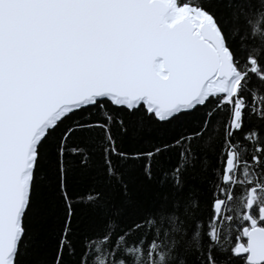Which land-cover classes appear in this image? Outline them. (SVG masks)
Wrapping results in <instances>:
<instances>
[{
	"label": "snow or ice",
	"instance_id": "1",
	"mask_svg": "<svg viewBox=\"0 0 264 264\" xmlns=\"http://www.w3.org/2000/svg\"><path fill=\"white\" fill-rule=\"evenodd\" d=\"M197 114L190 135L121 150L124 139ZM210 121L221 128L216 187L189 237L195 255L199 264H264V0H0V264H27L47 169L63 187L77 157L83 167L99 157L110 177L114 159L151 161L173 144L183 160ZM85 199L104 225L84 238L91 260L82 253L77 264H188L169 234L171 225L181 232L175 216L161 211L151 234L130 239L144 222L120 229L121 209L102 192ZM70 217L71 208L55 264L75 254Z\"/></svg>",
	"mask_w": 264,
	"mask_h": 264
},
{
	"label": "trees",
	"instance_id": "2",
	"mask_svg": "<svg viewBox=\"0 0 264 264\" xmlns=\"http://www.w3.org/2000/svg\"><path fill=\"white\" fill-rule=\"evenodd\" d=\"M217 7L220 11H226L223 2L218 3ZM200 115L190 116L167 128H157L150 135L124 139L120 144L121 150L129 153L149 151L156 145L171 143L180 136L190 135L199 127ZM210 124V127L204 129V142L194 152L187 153L183 160L180 155L182 147L173 144L151 161L146 157L114 159L119 175L110 177L102 170L99 157L88 167L77 164V157L69 161L63 187L55 178V168L47 169L40 177L41 183L35 194L30 219L35 247L27 257V264H55L54 257L57 255L61 234L69 219V208L71 235L76 250L74 255L64 252V264H77L82 253L85 260H91V248L84 253L85 246L91 241L84 238L92 237L95 230L104 225L101 208L85 199L86 193L95 191L102 192L108 202L121 209L116 213L120 229L144 222V228L136 231L135 237L130 239L138 238L142 231L151 234L157 226L161 211L164 219L175 216L181 232H172L171 228L176 225H171L169 234L184 248L183 255L188 264H199L195 255L196 242L189 237L193 235L194 222L206 219L209 197L216 187L211 177L215 172L213 165L219 149L221 128L220 121H210ZM115 132L116 128L113 127ZM147 163L151 165L150 177L145 172ZM178 167L181 169V177L173 175ZM178 179L181 182L177 185ZM120 229H117V234Z\"/></svg>",
	"mask_w": 264,
	"mask_h": 264
}]
</instances>
